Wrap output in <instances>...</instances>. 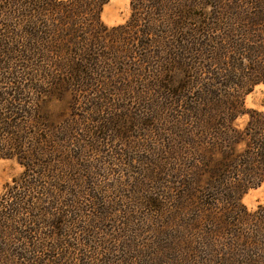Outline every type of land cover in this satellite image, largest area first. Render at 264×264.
Returning <instances> with one entry per match:
<instances>
[{
	"label": "trees",
	"instance_id": "trees-1",
	"mask_svg": "<svg viewBox=\"0 0 264 264\" xmlns=\"http://www.w3.org/2000/svg\"><path fill=\"white\" fill-rule=\"evenodd\" d=\"M107 1L1 0L14 10L9 14L14 24L11 31L0 29V77L4 78L0 85V158L15 157L23 171L0 194V264L126 263L96 231L75 225V212L81 210L74 206L75 200L68 199L70 204L64 205L59 200V160L64 157L53 148L60 128L49 119L45 96L70 89L76 93L102 83L99 69L108 79L115 69L110 63L122 65L120 58L139 53L140 47L145 51L152 42L151 50L157 56L172 64L181 60L178 68L189 61L201 62L202 67L206 64L204 74L212 71L215 79L193 91L190 103L183 96L188 102L189 162L185 175L174 169L180 162L163 167L165 181L169 170L180 179L185 176L186 194L201 200L211 197L207 205L200 202L205 211L219 198L228 201L233 217L228 232L234 235V242L241 240L251 247L264 244V239L254 240L255 225L245 221L243 213L247 212L240 201L248 188L264 178V110H250L242 129L234 123L246 111L245 94L264 81V11H260V19L255 15L245 19L241 8L232 9L235 11L228 18L223 15L222 0H130L129 19L109 28L120 33L119 41L114 48L101 49L97 48L99 39L108 27L101 22L100 12ZM213 5L212 18L220 35H213L216 38L211 44L204 19L205 8ZM250 35L254 37L248 38ZM257 35L259 40L253 45ZM238 47L245 48L242 54ZM203 49L208 50L209 63L201 58ZM103 58L112 61L106 68L99 65ZM212 63L216 65L211 67ZM175 75L171 84L170 77L156 72L148 83L152 86L157 79L160 87L161 80H167L171 86L163 87H171L179 95L189 87L188 82L174 86ZM208 188L215 191L208 192ZM162 200L164 205L165 197ZM66 205L74 209L66 210Z\"/></svg>",
	"mask_w": 264,
	"mask_h": 264
},
{
	"label": "rangeland",
	"instance_id": "rangeland-1",
	"mask_svg": "<svg viewBox=\"0 0 264 264\" xmlns=\"http://www.w3.org/2000/svg\"><path fill=\"white\" fill-rule=\"evenodd\" d=\"M220 4L228 18L235 11L232 9L241 8V18L245 19L254 15L260 19V11H264V0H222ZM2 6L6 3L3 5L0 0ZM8 8L0 9L2 31H11L14 24L9 18L14 10ZM213 8L214 5L205 8L207 19H204L213 39L211 44L216 38L213 35H220L212 18ZM130 14V0H109L102 6L100 19L108 28L103 30L97 48L115 47L120 33L109 28L125 23ZM257 33L260 34L258 30ZM258 40L257 35L252 44ZM152 47L153 42L145 51L140 47L139 53L120 58V66L103 58L99 65L103 63L106 68L112 62L115 69L107 79L102 70L94 67L97 75H102L99 80L102 83L98 85L76 93L70 89L57 94H62L60 97L45 96L49 119L61 131L56 132L53 147L64 157L59 160L62 176L59 200L63 205L70 204L68 199L75 200L74 206L81 209L75 212L78 216L75 225L96 231L103 237V243L127 259L125 264H264V244L245 246L241 240L234 242V235L228 232L233 220L228 201L219 198L205 211L200 202L209 203L211 197L207 195L201 200L186 194L185 176L180 179L175 171L169 170L165 181L163 167L180 162L174 169L182 175L186 173L190 150L187 105L193 91H200L204 83H213L215 79L212 71L205 74L202 71L206 64L204 68L201 62L193 60L178 68L181 60L172 64L168 58L157 56ZM238 49L242 54L245 48ZM201 54L203 62L209 63L208 50L203 49ZM156 72L170 77L171 84V76L177 73L174 86L188 82L189 89H182L178 95L167 80H161L158 87L157 79L150 86L148 82ZM3 80L0 77V85H4ZM166 85L170 88L163 87ZM244 107L245 113L234 122L240 129L247 123L250 110H264V81L245 94ZM22 171L23 166L15 157L0 158V194ZM214 191L208 188V192ZM163 195L164 205L160 202ZM240 201L246 208L245 221L255 225L254 240H263L264 223L259 220L264 219V178L259 185L248 188ZM166 205L171 212L165 211ZM64 208L74 209L70 205Z\"/></svg>",
	"mask_w": 264,
	"mask_h": 264
}]
</instances>
